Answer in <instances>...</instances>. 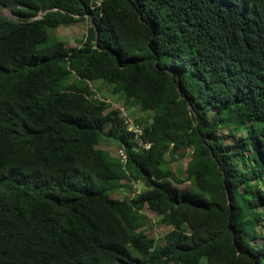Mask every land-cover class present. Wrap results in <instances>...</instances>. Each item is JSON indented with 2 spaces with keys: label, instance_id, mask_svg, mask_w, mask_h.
I'll use <instances>...</instances> for the list:
<instances>
[{
  "label": "trees",
  "instance_id": "obj_1",
  "mask_svg": "<svg viewBox=\"0 0 264 264\" xmlns=\"http://www.w3.org/2000/svg\"><path fill=\"white\" fill-rule=\"evenodd\" d=\"M0 7L17 18L0 15V264H264V0ZM85 20L80 47L50 34ZM97 83L152 114L134 120L149 149ZM146 209L172 228L162 240Z\"/></svg>",
  "mask_w": 264,
  "mask_h": 264
},
{
  "label": "rangeland",
  "instance_id": "obj_2",
  "mask_svg": "<svg viewBox=\"0 0 264 264\" xmlns=\"http://www.w3.org/2000/svg\"><path fill=\"white\" fill-rule=\"evenodd\" d=\"M0 15L3 17H6L10 20H17L15 15L13 14L12 10L10 8H4L0 7ZM91 25V22L88 20H85L83 22H80L73 26L68 27H59L58 29H55L50 32L54 38L57 40L63 41L67 44L68 47H80L81 42L85 39V36L87 35L88 29ZM50 43V42H49ZM98 87L101 88L102 91L97 90V95L102 100L108 102L111 105V110L115 109H122L124 108V111L126 115H128V118L131 120H135L137 118H144V119H150L151 115L143 113L140 110V107L138 105H135L133 107H127L125 104V101L123 98L113 95L111 93V88L107 89L105 85L101 83H97L93 85V88L96 90ZM246 131H243L241 135H245ZM221 137L226 138V141L228 144H232L235 142V139L232 137H228L229 130L227 131H221L220 133ZM98 149L104 150L108 152L110 155L119 157L120 151L122 150L116 143L112 141H102V143L98 146ZM183 154L182 156L179 154L177 155V160L174 161L171 164V168L174 171H177L182 178H185V170L187 168V164L189 163L191 159L192 152L191 150L180 152ZM123 188L121 191H118L111 195L114 199H132L138 196L137 191L143 192L144 187L142 184H134V186ZM181 188L189 187V184L186 183ZM262 214V221L260 226L256 229V239L253 240L254 244L256 246H263L264 247V207L259 209ZM150 218V221L148 224L142 228V230L151 238L162 240L163 237L172 229L171 227L165 226L161 224L160 218L156 216V214L152 213L149 210L144 211ZM174 264V263H172Z\"/></svg>",
  "mask_w": 264,
  "mask_h": 264
},
{
  "label": "built area",
  "instance_id": "obj_3",
  "mask_svg": "<svg viewBox=\"0 0 264 264\" xmlns=\"http://www.w3.org/2000/svg\"><path fill=\"white\" fill-rule=\"evenodd\" d=\"M96 98H99L98 95H96ZM123 111V115L126 118V124L128 126V131L134 133L135 135V140L137 141V143L139 144L140 148L143 149H149L151 147V144L147 143L145 140H143V127L136 125L135 122L131 119L128 118V115H126L124 109H122ZM120 158H121V162L125 163L127 156L124 152V150L120 151L119 154Z\"/></svg>",
  "mask_w": 264,
  "mask_h": 264
}]
</instances>
